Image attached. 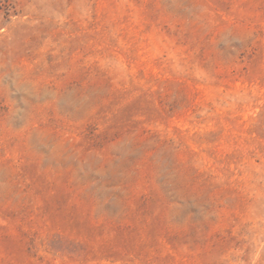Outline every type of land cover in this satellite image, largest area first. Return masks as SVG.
I'll use <instances>...</instances> for the list:
<instances>
[{
	"label": "rangeland",
	"instance_id": "1",
	"mask_svg": "<svg viewBox=\"0 0 264 264\" xmlns=\"http://www.w3.org/2000/svg\"><path fill=\"white\" fill-rule=\"evenodd\" d=\"M0 264H264V0H0Z\"/></svg>",
	"mask_w": 264,
	"mask_h": 264
}]
</instances>
